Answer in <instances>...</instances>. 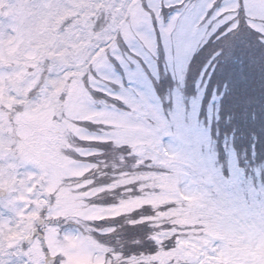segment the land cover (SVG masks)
<instances>
[{"label":"snow or ice","instance_id":"obj_1","mask_svg":"<svg viewBox=\"0 0 264 264\" xmlns=\"http://www.w3.org/2000/svg\"><path fill=\"white\" fill-rule=\"evenodd\" d=\"M249 38L264 47V0H0V264H68L50 236L91 242L99 264H264V169L214 137L228 88L206 86ZM170 154L192 178L211 164L224 235L190 226L207 241L191 247L181 229L160 238L143 210L102 211L99 189Z\"/></svg>","mask_w":264,"mask_h":264},{"label":"rangeland","instance_id":"obj_2","mask_svg":"<svg viewBox=\"0 0 264 264\" xmlns=\"http://www.w3.org/2000/svg\"><path fill=\"white\" fill-rule=\"evenodd\" d=\"M198 80V79H197ZM196 80V81H197ZM118 143L120 141H117ZM139 143V142H137ZM142 145L140 151L146 149ZM152 163L156 172L148 171L143 173H133L131 176H118L112 183L111 188H121L122 185L128 187L121 188L116 194L114 191L99 189L100 199L111 203V207L103 209L105 213L113 216L130 212L143 204L150 205L152 208H160L164 204L172 203L174 206L159 211L155 217V225L167 226L161 235L168 237L177 229L183 230L188 236L185 244L191 247V240H198L200 243H206L203 235H200V229L190 226L203 225V232L209 236L224 235L223 224L218 215L219 205L226 200V195L215 185L213 177L216 175L211 164L207 169H200L201 174L192 178L190 170L182 167L184 163L179 161L176 155H168L167 159L152 157ZM169 169V172L161 171ZM136 181H139L137 186ZM194 185L198 186L193 187ZM211 186V187H209ZM138 188V191L136 190ZM220 193L213 197L212 193ZM113 197V201L110 200ZM60 199L67 209H79L81 206L77 203V198L68 191L60 193ZM119 203H116V201ZM78 214H83L78 212ZM99 210H94V215H98ZM31 227V221H29ZM48 243L56 251L67 250L68 264H99L98 260L91 255L89 248L94 247L91 242L85 243L76 239H69L67 244H60L53 237H49ZM37 256H40V248L37 244L34 248Z\"/></svg>","mask_w":264,"mask_h":264},{"label":"trees","instance_id":"obj_3","mask_svg":"<svg viewBox=\"0 0 264 264\" xmlns=\"http://www.w3.org/2000/svg\"><path fill=\"white\" fill-rule=\"evenodd\" d=\"M247 45L237 44L228 59L219 60L209 73L206 86L209 92L228 91L221 98L220 119L212 126V133L221 144L227 141L234 153L241 159L250 162L257 170L264 169V47L258 46L249 38ZM211 48L199 56L188 73V92L194 90V84L199 78L202 66H207L210 59ZM206 100L210 95H206ZM156 167V166H155ZM154 167V171L156 169ZM121 190L116 188L115 194ZM113 201V197H110ZM143 204L130 212L143 210L144 218L152 221L155 228H160L157 234L160 238L161 231L167 226L155 225V217L159 211L168 209L174 204H164L160 208H145ZM154 213V215H153ZM117 215V216H121ZM164 231H162L163 233Z\"/></svg>","mask_w":264,"mask_h":264}]
</instances>
